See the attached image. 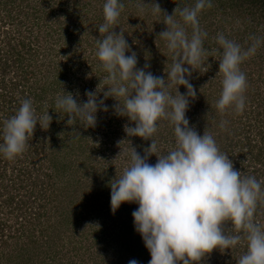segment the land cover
I'll return each mask as SVG.
<instances>
[{
  "label": "rangeland",
  "instance_id": "obj_1",
  "mask_svg": "<svg viewBox=\"0 0 264 264\" xmlns=\"http://www.w3.org/2000/svg\"><path fill=\"white\" fill-rule=\"evenodd\" d=\"M11 1H14V5L5 10L2 4H10ZM20 2L0 0V79L2 81L5 78L6 83L15 82L18 76L28 74L29 82L25 85H33L35 89L32 91L35 90L45 100L44 109L37 113L49 111L52 120L48 129L37 124L32 138L29 137V146L22 154L14 159L0 154V264H128L133 258L140 264H146L150 254L142 256L143 252L136 251V246H131V243L137 235L129 233V236L125 233V226H120L126 212L136 209L138 205L123 203L114 212L110 207L109 182L114 177L119 178L130 161L128 144L122 141L127 138L123 126H133L134 122L114 114L112 106L116 102L112 97L105 99L109 109L97 113L98 121L94 128H84L81 125L83 122L78 119L67 124V113L62 114L49 107L56 96L62 94L63 84L71 83L72 80H75V85L79 86L78 90L82 93L79 98L81 102L86 99V90H96L99 92L98 99L103 98L109 84L104 79L107 74L100 66L96 55L98 45L94 39L103 36L95 34L100 23L93 20L88 31L82 32L85 24H79L80 21L76 19L78 14L73 8L74 14L72 12V16L69 15L71 24L64 22L60 30H53V24L48 19L41 21L40 27L35 26L30 30L26 16L19 14L26 3L19 6ZM91 4L81 12L87 13L82 15L81 20L92 17L90 8H100L98 4ZM147 8L150 10V6ZM162 9L168 14L174 10L166 5ZM9 15L11 17L7 18ZM37 15L41 14L38 12ZM221 19L220 15L209 19L207 24L212 26L199 22L201 29L207 32L205 48L217 42V34L222 33L219 27ZM54 21L64 20L59 17ZM157 25L151 28L157 29ZM236 26L242 27L240 22L234 27L233 24L227 26L224 35L227 37ZM245 28L241 29L246 31L244 34L249 43L252 42L250 38L254 36L251 34L253 31L261 32L258 27ZM187 29L191 31V27ZM119 31L124 33L123 28ZM152 32L155 34L148 32L145 38L149 41L152 38L155 48L161 39L155 36L158 35L156 31ZM80 39L89 40L90 45L84 43L79 53L80 48L75 46ZM23 40L26 46L20 50ZM218 48L220 45L215 49ZM74 49V52L71 51ZM17 51L23 54L21 63ZM165 51L168 52L167 49ZM169 58L172 62V56ZM4 61H7V71L2 72L5 73L3 75L1 67ZM208 61L206 53L204 68L198 72L199 67L196 68L190 78L199 90L197 96L190 100L186 112L190 125H194L200 134L204 130L212 133L222 152L224 150L221 147L229 146L230 142L232 145L235 142L240 145L248 139L261 142L259 131L261 129L264 132V45L240 65L247 80L245 108L242 112L229 108L221 113L217 109L222 74L218 73L219 63L215 68ZM91 62L94 67L89 73L86 66ZM78 63L83 64L80 70ZM179 91L184 93L186 89L181 86ZM76 92H73L74 97ZM119 102L122 103V99ZM1 117L0 124L5 120V116ZM221 121H227L224 128L220 127ZM165 122L169 124L168 127L159 125L152 137L157 141V155L167 154L175 143L173 126L167 120ZM128 139H131L132 145L141 154L150 144V140L139 137ZM238 148L234 147L232 155H238ZM242 153L246 154L243 162L247 166L249 152L244 150ZM154 161L156 156H150L149 162ZM247 168L249 171L250 166ZM104 180L108 181L107 186L103 185ZM97 222L99 228L94 226ZM136 244L141 246L140 242ZM206 256L198 264H218L217 259ZM223 260L219 259L218 262L222 263Z\"/></svg>",
  "mask_w": 264,
  "mask_h": 264
},
{
  "label": "clouds",
  "instance_id": "obj_2",
  "mask_svg": "<svg viewBox=\"0 0 264 264\" xmlns=\"http://www.w3.org/2000/svg\"><path fill=\"white\" fill-rule=\"evenodd\" d=\"M145 5L162 16L166 25L157 37L165 42L172 56L167 77L146 70L147 64L137 67V53L131 50L122 31H114L124 4L122 0H104V22L98 27L103 36L94 39L109 87L99 99V92L86 90L83 102L78 92L74 97L62 89L55 106L68 114L67 124L78 119L84 128H94L97 113L109 109L105 99L112 97L116 102L112 106L114 114L134 122L133 126H123L127 138L122 141L128 144L130 161L123 174L110 181V207L114 212L123 203L138 205L132 218L134 229L150 254L148 264H198L214 249L229 250L242 238L246 251L236 264H264V225L255 219L258 202L264 200L261 181L236 169L230 157L220 150L214 135L205 130L200 134L186 116L190 100L199 91L190 78L196 68H204L207 53V32L200 27L199 14L211 7V0L177 6L171 14L155 0L148 4L140 0L141 12ZM250 39L252 42L243 47L223 33L216 36L222 49L218 66L222 87L216 101L221 113L229 108L242 112L245 108L247 80L240 65L264 45V36ZM181 86L186 92L179 91ZM51 120L49 111L38 114L32 99H23L16 113L0 124V154L8 159L22 154L37 124L48 129ZM161 120L173 126L175 143L167 154L157 155V141L152 137ZM226 124L221 121L220 127ZM131 137L150 140L143 154L132 145L128 139ZM152 155L156 156L155 163L149 162ZM226 222L234 226L235 234L224 229ZM94 226L100 225L97 222ZM128 264L140 262L133 258Z\"/></svg>",
  "mask_w": 264,
  "mask_h": 264
},
{
  "label": "trees",
  "instance_id": "obj_3",
  "mask_svg": "<svg viewBox=\"0 0 264 264\" xmlns=\"http://www.w3.org/2000/svg\"><path fill=\"white\" fill-rule=\"evenodd\" d=\"M21 1L22 3L20 2L19 6H22L24 2L26 4H24V6L21 7L22 9L19 14L26 16V21H29L30 23V30H33L35 26L40 27L39 25L40 22L41 21L45 22L46 19L52 22L53 25H51V28L53 30H60L61 28L64 27L63 26L64 22L71 24V22H69L70 20L69 15L72 16L71 14L73 12V8H75L74 12L78 14L77 16L76 15L75 16L76 19L80 21L79 24H85L84 25L85 27L82 25V27H84L82 32L88 31L89 27L92 26L91 23L93 22V20L100 24L104 22L103 11H102L104 0H21ZM161 1L162 2H158L161 8L162 6L164 7V5L168 7L170 6V8H175L177 6L178 7L191 6L195 3V0H161ZM122 2L124 4V8L121 12V16L119 17L118 23L114 25V27H116L114 31L119 32V29L120 30L122 28L124 29L125 39L130 45L131 50L137 53V58H138L137 66L144 67L145 64H147L148 68L146 70L151 71L154 75L164 76L166 78L167 77L166 72L169 70V66L171 65L172 62H170L169 60L171 54L165 51L167 47L163 46L165 42L161 39V41H158L159 45L153 48V46L155 45L154 44L155 41H152L153 40L152 38L150 39V41L149 39L145 38V36L148 35V32L153 33L152 30H154V32L156 31V33L158 34L166 28V25L162 23L163 22L162 16H160L159 14H154L151 10H148L147 8L148 5H145L144 6L145 10L141 12L139 10L140 0H122ZM143 2L145 4H148L151 3L152 0H143ZM9 3L10 4L8 3L2 4L5 10H9L11 6L14 5V1H11ZM91 3L100 5V8L99 7L90 8L89 10L92 11L93 13L92 17L89 19L86 18L81 20L83 18L82 15L87 14V13L81 14V12L86 10V7L89 8L90 5H92ZM38 12L41 15L38 16L37 15ZM218 15L222 17L220 22L221 24L219 25V27H220V31L223 34L227 32L226 30L227 26H232L233 24L234 27L235 24H237V22H240V26H242L241 28H243L244 26L246 27L245 29H248V27L249 29H253V28L256 29L255 27L260 28L261 32L256 31L255 33L253 31L251 33L254 34V36H264V0H211V7H205L200 12L199 22L202 21V23L205 25L209 22V19L218 17ZM10 17L11 15H9L7 18ZM59 17L63 18L64 21L55 22L54 19H57ZM155 24H158L156 26L157 29H152L151 27ZM55 26L56 28L54 29ZM207 26H212V24H207ZM241 28L236 26V28H234L229 32L227 38L235 41L238 40L237 43L241 44L243 47H247L250 43L245 38V34H244L245 30ZM208 30H210V28H208ZM187 31L190 35L191 31L189 29H187ZM95 34L97 35L100 34L98 32V29ZM209 36L210 35L208 34V37ZM148 41L149 43H147ZM86 42L89 43L90 45V41L87 39L78 40V43L76 44L75 48H80L78 49L80 50L79 53L83 49L80 46H82ZM25 46H26L25 41L24 40L21 41L20 50H24ZM218 46L219 44L217 42H214L213 44H209L206 46L207 56H209L208 63L215 68L218 66L220 59V51H222V49L220 48L215 49ZM211 48H214L216 51L215 50L211 51L210 50ZM71 51L74 52L75 49ZM17 56L21 57V58L18 57V61L21 63L23 59V54L17 51ZM19 62L16 61L17 64ZM81 67H83V64L78 63V70H80ZM93 67L94 65L91 62V64H89L88 67L86 66L87 68L86 70L89 71L90 73L93 71ZM200 69L201 68H198L196 72L200 71ZM1 70H2L1 73L7 71V61H4ZM2 74L4 75L5 73ZM16 76H18L17 73ZM4 79L5 78H3L2 81L0 79V117L5 116V119H7L12 115H14L18 110V108L20 107L21 101L26 98L32 99L36 111L41 112L44 109L42 107H43V102L45 100L35 90L32 91V89H35L34 86L25 85L29 82L28 74L27 76L26 74L22 75V77L18 76L19 81L15 80V82L8 81V83H6ZM74 81L75 80L70 81L71 83H67L64 81L65 84H63V90L65 92L72 91V93L77 91L79 93V98H80L82 93L80 90H78L79 86L75 85ZM76 86H77V90L75 89ZM49 107L50 109L52 110L54 109L59 113L62 112L63 114V111L55 106V101L50 103ZM158 125L168 127L169 124L166 123L165 120H161L158 122ZM262 131L263 130L261 129L259 131L260 138L262 139L261 142H256L250 139L247 140L248 142L245 140L244 143L242 144L240 143V145H238L236 142L232 145V142H230L229 146L227 147L226 145L222 146L221 149L224 150V153L225 151L226 153H228L230 159L233 162V166L236 169L242 171L243 175L255 176L258 180L261 181L262 187H264V132ZM234 147H239L238 148L239 153L237 156L232 155V152H234L233 151ZM244 150L246 152H249L248 155L250 156V160L248 161L247 164V166L248 165L250 166L249 171L247 166H245L243 162L244 161L243 156L246 155L245 153H242ZM107 182H108L107 180H104L103 185L107 186ZM133 210L134 209L132 208L128 210V212H126L125 220L123 221V223L120 222V226L122 227L125 226L126 234L129 235V233H133L137 235V237L134 238V240L133 239L132 240L134 242L137 241L136 243L138 244L140 242L141 246L138 247L137 244L134 242L131 243V246L134 247L136 246L135 250L139 252H143L142 256H144V254L147 255L149 252L142 243L143 241L141 236L134 229V223L132 218ZM255 219L256 222L260 223L261 225H264V200L258 202L255 213ZM223 227L226 231L229 232V234H235L237 231L234 228V226L231 225L230 222H226V224ZM245 251H246V241L243 240L242 238V241L238 243L235 247L230 248L229 250L221 249V251L219 249H214L211 253L207 254V256H209V258L211 259H217L218 264H236L240 256ZM219 259H224V260L222 263H220L218 262ZM149 260L150 259H148V261ZM148 261L146 262V264L148 263Z\"/></svg>",
  "mask_w": 264,
  "mask_h": 264
}]
</instances>
